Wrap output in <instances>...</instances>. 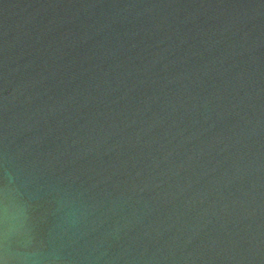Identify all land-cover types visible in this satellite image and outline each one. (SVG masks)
Returning a JSON list of instances; mask_svg holds the SVG:
<instances>
[{"label":"water","instance_id":"water-1","mask_svg":"<svg viewBox=\"0 0 264 264\" xmlns=\"http://www.w3.org/2000/svg\"><path fill=\"white\" fill-rule=\"evenodd\" d=\"M5 247L264 264V0H0Z\"/></svg>","mask_w":264,"mask_h":264},{"label":"clouds","instance_id":"clouds-1","mask_svg":"<svg viewBox=\"0 0 264 264\" xmlns=\"http://www.w3.org/2000/svg\"><path fill=\"white\" fill-rule=\"evenodd\" d=\"M3 216L6 229H14L19 223H21L23 212L20 210L10 212L5 208ZM0 255L3 257V259L0 260V264H41L40 257L30 251L19 252L14 257L10 258L7 248L5 247L0 250Z\"/></svg>","mask_w":264,"mask_h":264}]
</instances>
